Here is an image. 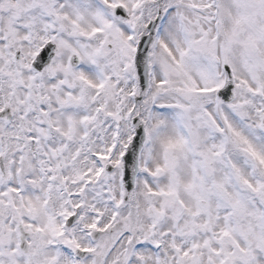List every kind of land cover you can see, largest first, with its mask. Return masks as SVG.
<instances>
[{"label":"snow or ice","instance_id":"snow-or-ice-1","mask_svg":"<svg viewBox=\"0 0 264 264\" xmlns=\"http://www.w3.org/2000/svg\"><path fill=\"white\" fill-rule=\"evenodd\" d=\"M0 264H264V0H0Z\"/></svg>","mask_w":264,"mask_h":264}]
</instances>
